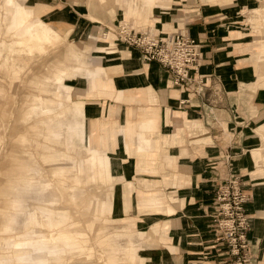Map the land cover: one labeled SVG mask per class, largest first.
<instances>
[{
	"label": "crops",
	"instance_id": "crops-1",
	"mask_svg": "<svg viewBox=\"0 0 264 264\" xmlns=\"http://www.w3.org/2000/svg\"><path fill=\"white\" fill-rule=\"evenodd\" d=\"M170 1L156 0L152 8L142 6L140 20L147 24L141 29L156 36L177 32L197 41L201 57L191 71V87L174 85L167 69L155 61H144L138 49L114 38L118 51L105 64L110 79L105 91L113 97L96 92L85 96L86 83L80 73L62 63H54L61 75L60 84L52 89L69 91L71 100L75 88L78 96L85 98L88 135L94 122L107 126L106 131L95 134L107 154L120 159L124 177L115 186L112 216L131 219L136 228L145 231L138 250L143 262L232 264L226 244L211 226L217 176L231 166L248 197V254L264 264V155L256 149L262 139L255 132L259 130L264 138V87L253 86L262 74L259 60L264 61V42L255 47L257 37L252 40L233 25L236 4L173 0L168 5ZM21 3L0 2V27L16 24V7ZM23 10L27 11L24 6ZM130 10L134 12L131 1L127 12ZM66 21L57 20L68 24ZM42 30L36 28L33 35L44 38ZM68 81L71 87H65ZM116 91L120 101L115 100ZM34 101L57 103L47 98ZM152 118L157 121L156 128L144 133L151 149L141 153L131 129ZM118 126L122 129L116 132ZM159 199L165 203L162 207L151 210L139 206ZM167 206L170 213H166Z\"/></svg>",
	"mask_w": 264,
	"mask_h": 264
},
{
	"label": "rangeland",
	"instance_id": "rangeland-1",
	"mask_svg": "<svg viewBox=\"0 0 264 264\" xmlns=\"http://www.w3.org/2000/svg\"><path fill=\"white\" fill-rule=\"evenodd\" d=\"M8 1L0 0L1 3ZM127 1L21 0L23 5L21 3L16 7V24L10 28L0 27V229L1 226L9 224V215H13L11 219L15 217L17 220L18 231H21L30 219L28 199L22 191L26 179L39 181L43 178L50 180L52 185L68 186L75 183L74 175L83 178L89 170L86 158L91 155V151L84 149V154L78 156L80 150L75 147L66 149L63 145L65 139L58 140L53 137L45 125L48 118L62 116L66 121L77 118L72 110L76 103L74 99L77 101L79 97L70 100L67 97L69 91L59 89V92H56L52 89L53 85L60 84L58 76L61 75V70L56 69L54 63L91 69V59L99 44L94 41L113 42L118 21L123 20L124 23L143 30L141 28L147 23L140 20V10L142 6L152 8L156 0L149 2L151 4L143 0H129L134 12H127ZM172 1L167 4L170 5ZM225 1L226 5L236 4L238 11L233 25L249 34L252 40L257 37L258 43L255 45L252 42L253 48L254 45L260 46L264 42V0H252L250 3L248 0H212L209 3L222 5ZM15 2L19 3L20 0ZM62 5L66 8H62ZM61 8L67 11H62ZM152 11L153 9L151 13ZM58 19L67 20L69 23H59ZM39 24L43 26L38 27ZM99 26L102 28H98ZM36 28L39 31L43 28L44 38L33 35ZM117 51L118 48L114 44L113 52ZM78 57H83L85 63L78 65ZM259 62V74H262L255 79L254 87H264V61ZM255 65L257 66L256 63ZM64 85L71 87L72 84L68 81ZM119 93L115 92L116 101H120ZM98 94L114 96L109 92L99 91ZM44 98L56 101L60 104L59 107L50 111H33L31 106L28 107L34 100L39 103ZM111 113L113 114V111ZM94 124L107 127L103 122ZM261 126L264 130V124ZM255 132L262 139L261 146L256 149L261 150L264 155V138L259 130ZM58 170H62L63 174L58 175ZM71 173L74 174L71 176ZM85 179L91 186L104 184L100 177ZM122 179H119V182ZM85 182L81 184L85 185ZM77 188L79 187H75ZM81 188L84 194L79 205L69 203L63 193L61 196L63 202L70 206L66 211L73 216L70 221H73L75 226H63L61 229L37 227L38 238L50 241L54 237H62L64 227L68 230L67 234L76 232L74 234L77 238L71 239L69 246L59 248L63 254V264H147V260L144 259L143 262L141 252L136 254L135 261L128 256L131 252L128 241L138 238L140 243L145 231L136 228L131 219L112 216V211L93 210V199L88 192V185ZM33 194L39 195V191ZM17 201L24 205L23 209L16 215L10 214ZM163 205L165 203L161 201L158 207ZM86 215H90L93 220L87 221ZM102 228H107L106 234L100 233ZM99 234L101 236H98ZM107 235L111 237V242L106 240ZM15 238L16 232L7 234L0 231V242H3L0 247L11 246ZM7 255L4 262L16 264L13 254Z\"/></svg>",
	"mask_w": 264,
	"mask_h": 264
},
{
	"label": "bare ground",
	"instance_id": "bare-ground-1",
	"mask_svg": "<svg viewBox=\"0 0 264 264\" xmlns=\"http://www.w3.org/2000/svg\"><path fill=\"white\" fill-rule=\"evenodd\" d=\"M148 1L153 2L154 0ZM129 5L130 2L128 0L127 7ZM113 49V42L99 43L96 47L94 55L95 60L92 61V69L89 70L81 67L72 68L73 71L80 73V78L84 83H86V88L84 90L85 96L93 92H109L105 91L109 89L108 83L110 80L107 74L108 72L105 68V64L108 63L109 58H112L117 53L113 52ZM106 58L107 60H105ZM77 63L78 65H82L85 63V59L83 57H78ZM72 92V97H79V100L74 101L76 102L74 106L75 108L72 110L77 118L73 119L72 121H66L62 118V116L51 119L48 118L45 125L47 129L52 132L53 137L57 138L58 140L65 139L63 145L66 147V149L75 147L77 150H80L78 156H82V154H84V152H82L84 149L91 151V155L86 158L89 170L85 172L83 178L78 175H74L73 180L75 183L68 186L62 184L52 185V183L49 182L50 180L43 178L39 181L37 179H26V181H24L22 191L24 192V197L28 199L27 204L29 206L28 211L30 212V219L27 223H25L23 229L21 228V231L17 230V220H15V217L11 219V216L13 215H9L8 220L10 222L8 225L1 226L0 231L2 233L11 234L16 232V238L11 246L0 247L2 250L0 251V264H6L4 259L8 256V253L13 254L16 264H45V262H47V264L64 263L62 258L63 254L60 252L59 248L60 246H69V244H71V239L77 238V235H75L76 232H69L68 234L66 233L68 230H65V227L75 226V223L70 221V218H73V216H71L66 211L70 206L63 202L61 198L63 194L64 197L69 200V203L74 204L75 206L79 205L84 194V190L81 187L88 185V189H90L88 192L90 193L91 199H93V210L110 212L114 209L115 186L117 183H120L119 179L124 178L122 177L120 159L107 154L106 149L101 146L100 136L95 134L98 131H106L107 127L98 126L92 123L91 133L88 135L84 111L85 98L78 96L75 88H73ZM59 105V103L48 101L44 104H34L31 106V109H33V111H50L53 110V108L59 107ZM155 128L156 120L153 118L147 119L146 121L144 120L140 125H135L134 127L132 126L131 132L133 135H137L138 150L141 153L145 152V149H151V141L144 137L145 131L154 130ZM121 129L122 128L118 126L116 132L121 131ZM60 173L63 174V171L58 170L57 174L61 175ZM38 174L39 173H37V175ZM73 174L71 173V176ZM53 177H55V175ZM98 177L103 180V185L99 184L97 186H91V183L88 184L85 182V178L90 180L92 178ZM84 182L86 183L85 185L81 184ZM75 187L79 188L75 189ZM38 191L39 195L33 194L37 193ZM161 201V199L157 200V202L150 201L147 203H142L139 206L153 210L152 208L158 207ZM15 204L16 206H14L10 214H18L19 211H21L24 207V205L20 202L18 203V201ZM169 211L170 207L167 206L166 213H169ZM85 218L87 221L90 219L93 220L90 215H86ZM63 226L65 227L62 237L57 236L50 241H46L44 238H38L39 235L36 231L37 227L61 229ZM103 229L104 228H102L100 233L106 234L107 228L104 230ZM98 236L101 235L99 234ZM107 236L108 237H106V240L109 239L111 242V237H109V235ZM0 243L2 244L3 242L1 241ZM128 243L131 245V252L128 254V256L133 261H135L136 254L140 252L138 251L140 243L138 238H132L130 241H128ZM107 257L109 258V256Z\"/></svg>",
	"mask_w": 264,
	"mask_h": 264
},
{
	"label": "built area",
	"instance_id": "built-area-1",
	"mask_svg": "<svg viewBox=\"0 0 264 264\" xmlns=\"http://www.w3.org/2000/svg\"><path fill=\"white\" fill-rule=\"evenodd\" d=\"M115 33L117 40L138 49L144 61H155L167 69L174 85L191 87L194 81L191 71L196 69L201 57L195 39L177 32L156 36L146 30H135L121 21ZM243 188L239 175L231 166L222 176H217L211 226L226 244L227 253L233 257L232 264H258L247 251L250 218L246 210L248 197Z\"/></svg>",
	"mask_w": 264,
	"mask_h": 264
}]
</instances>
